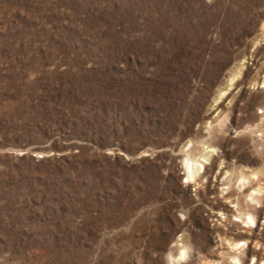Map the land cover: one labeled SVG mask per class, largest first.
I'll return each mask as SVG.
<instances>
[{
  "label": "rangeland",
  "instance_id": "obj_1",
  "mask_svg": "<svg viewBox=\"0 0 264 264\" xmlns=\"http://www.w3.org/2000/svg\"><path fill=\"white\" fill-rule=\"evenodd\" d=\"M263 81L264 0H0V264H263Z\"/></svg>",
  "mask_w": 264,
  "mask_h": 264
},
{
  "label": "bare ground",
  "instance_id": "obj_2",
  "mask_svg": "<svg viewBox=\"0 0 264 264\" xmlns=\"http://www.w3.org/2000/svg\"><path fill=\"white\" fill-rule=\"evenodd\" d=\"M191 163L192 162L188 159L186 161L185 166L188 169V176L193 178L194 171L192 170L193 168ZM254 198H255L254 195L250 194V200H254ZM245 219L246 220L243 221L244 222L243 227L245 228L235 227V226L215 228L216 230L215 232H217L221 238L217 239L215 237L213 239V242L215 243V245H218L219 249L225 250V252L223 251L222 253L223 256L226 257L228 260L243 263L247 258V256H251V258H257L258 256V252L255 249H250L248 245V243L251 241V236L254 234L253 233L254 231L250 229V225L254 223V217L251 214H248ZM232 235H237V237L240 238L239 239L231 238L230 236ZM259 243L260 244L263 243L264 245V238L260 240ZM186 253L187 252L184 247L180 254L181 257H183ZM261 261H263L264 264V258L261 259ZM170 264H172V262Z\"/></svg>",
  "mask_w": 264,
  "mask_h": 264
}]
</instances>
